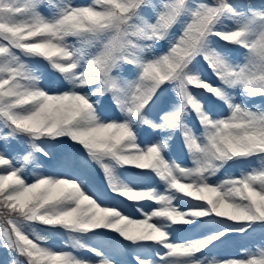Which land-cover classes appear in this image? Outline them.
<instances>
[{"label": "snow or ice", "instance_id": "obj_1", "mask_svg": "<svg viewBox=\"0 0 264 264\" xmlns=\"http://www.w3.org/2000/svg\"><path fill=\"white\" fill-rule=\"evenodd\" d=\"M257 232L264 0H0L6 264H264V244L213 255Z\"/></svg>", "mask_w": 264, "mask_h": 264}, {"label": "rangeland", "instance_id": "obj_2", "mask_svg": "<svg viewBox=\"0 0 264 264\" xmlns=\"http://www.w3.org/2000/svg\"><path fill=\"white\" fill-rule=\"evenodd\" d=\"M73 2L77 3V4H84V3H88L89 0H73ZM256 2H259V0L256 1ZM235 59L239 60L240 57L236 56ZM200 63H201V65H203L204 62L201 60ZM40 66L43 67L42 65H40ZM205 71H206V78L212 79V81L214 83H217V81L212 76V74L209 71H207L206 69H205ZM45 72H46V77L47 78L43 81V83L45 85H48L49 82H50V79L53 78V74L49 70H45ZM173 98L174 97H173L171 91L168 90L165 93V96H164L165 102H167V101H169V100H171ZM215 103H218V102H215ZM109 107L111 108V114H113L115 116L119 115L118 112L116 111L114 105L111 104L110 98L109 97L103 98L102 104H101V112L103 113L105 111V109L109 108ZM220 107L222 108L223 106L221 105ZM190 123L195 124V117L191 118ZM146 134H148L147 130H141V138H144V136ZM63 143H64V141H63ZM72 145H74V144H72ZM25 147H26V145L22 146L18 142H12L11 143V151H10L9 154H12L13 152H17V153H21L22 154L24 152ZM77 147H79V146L74 145L73 148L76 149ZM80 155H86V154L83 153V150H82V154L80 152ZM169 156L171 158L177 159L178 162H180L182 164H188V156H187L186 151L183 148L182 141H181V138L179 136V133L176 134L175 139H174V141L171 144V150L169 152ZM92 167L96 169L95 175L98 178V182L100 183L101 182L100 179L102 177V173L100 172V170H99V168L97 166L93 165ZM104 187L106 188V185ZM104 190H107V189H104ZM64 239L65 238L61 237V238H57L55 240H52V241H50V245L53 246V247H56L59 250V249L63 248ZM255 244H264V233L257 232L252 237L235 236V237H233L230 240V242L228 244H226L225 246H223L220 249L216 250L213 253V255H216L218 258H226V257H230V256H236V255L239 254L238 250L241 247H251V246H253ZM64 250H69V249H64ZM79 255H81V256H83L85 258H89V259L92 258L91 254L90 253H86V252H80ZM7 259H8L7 253L3 249H0V264H6Z\"/></svg>", "mask_w": 264, "mask_h": 264}, {"label": "trees", "instance_id": "obj_3", "mask_svg": "<svg viewBox=\"0 0 264 264\" xmlns=\"http://www.w3.org/2000/svg\"><path fill=\"white\" fill-rule=\"evenodd\" d=\"M256 1H258V0H256ZM63 141H64L65 144H68L70 146L72 145V142L71 141H68L67 139H64ZM72 147H74V145H72ZM76 149L79 151V153L81 152V154H82V150L79 147H77ZM100 181H101L100 183L103 185L104 182H103L102 177H101ZM104 189H106V188L104 187Z\"/></svg>", "mask_w": 264, "mask_h": 264}]
</instances>
